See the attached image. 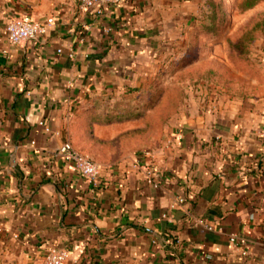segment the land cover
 Returning <instances> with one entry per match:
<instances>
[{
	"label": "crops",
	"instance_id": "1",
	"mask_svg": "<svg viewBox=\"0 0 264 264\" xmlns=\"http://www.w3.org/2000/svg\"><path fill=\"white\" fill-rule=\"evenodd\" d=\"M194 8L121 0L96 14L80 0H0L3 264H39L50 249L65 264H264V98L191 118L166 147L114 164L76 138L106 116L97 108L159 71ZM23 16L53 22L11 46L6 25ZM66 142L98 164L95 185L58 152Z\"/></svg>",
	"mask_w": 264,
	"mask_h": 264
},
{
	"label": "rangeland",
	"instance_id": "2",
	"mask_svg": "<svg viewBox=\"0 0 264 264\" xmlns=\"http://www.w3.org/2000/svg\"><path fill=\"white\" fill-rule=\"evenodd\" d=\"M193 1L183 38L159 71L96 109L106 116L82 122L81 152L110 164L142 157L191 118L264 98V0ZM95 122L112 128L94 132Z\"/></svg>",
	"mask_w": 264,
	"mask_h": 264
},
{
	"label": "built area",
	"instance_id": "3",
	"mask_svg": "<svg viewBox=\"0 0 264 264\" xmlns=\"http://www.w3.org/2000/svg\"><path fill=\"white\" fill-rule=\"evenodd\" d=\"M120 2L121 0H80V8L85 11L92 9L96 14H100L103 6L118 5ZM52 22V17L41 21L26 16L12 18L6 25V40L11 46H17L27 41L35 42L50 28ZM262 115L264 117V113ZM58 152L71 163L72 170L78 173L86 182L96 184L98 164L94 160L74 149L68 142L64 143ZM137 163L139 162L137 161ZM145 168V178L148 182H152L155 172L149 169V166H145ZM262 171L264 173V164ZM234 240V238H231V242ZM66 260L67 252L65 250L50 249L39 264H65Z\"/></svg>",
	"mask_w": 264,
	"mask_h": 264
}]
</instances>
